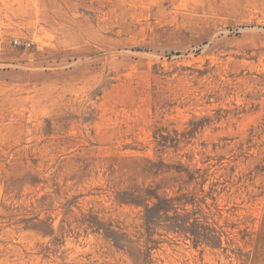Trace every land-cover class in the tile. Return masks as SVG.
I'll use <instances>...</instances> for the list:
<instances>
[{
  "label": "rangeland",
  "instance_id": "374dc122",
  "mask_svg": "<svg viewBox=\"0 0 264 264\" xmlns=\"http://www.w3.org/2000/svg\"><path fill=\"white\" fill-rule=\"evenodd\" d=\"M0 264H264V0H0Z\"/></svg>",
  "mask_w": 264,
  "mask_h": 264
},
{
  "label": "built area",
  "instance_id": "2783aa9c",
  "mask_svg": "<svg viewBox=\"0 0 264 264\" xmlns=\"http://www.w3.org/2000/svg\"><path fill=\"white\" fill-rule=\"evenodd\" d=\"M15 42H16L17 44H22V45H24L25 47L30 46V42H28V41L19 42L18 40H15Z\"/></svg>",
  "mask_w": 264,
  "mask_h": 264
}]
</instances>
